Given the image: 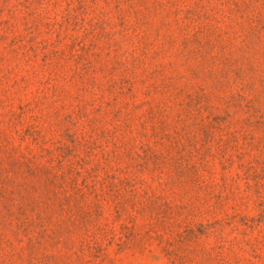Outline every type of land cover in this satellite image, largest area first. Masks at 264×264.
Returning a JSON list of instances; mask_svg holds the SVG:
<instances>
[{
    "label": "rangeland",
    "instance_id": "1",
    "mask_svg": "<svg viewBox=\"0 0 264 264\" xmlns=\"http://www.w3.org/2000/svg\"><path fill=\"white\" fill-rule=\"evenodd\" d=\"M0 264H264V0H0Z\"/></svg>",
    "mask_w": 264,
    "mask_h": 264
}]
</instances>
